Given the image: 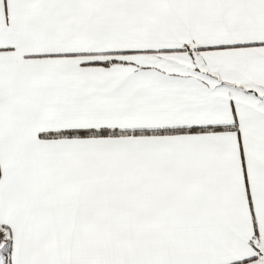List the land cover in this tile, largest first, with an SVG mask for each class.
Masks as SVG:
<instances>
[{
    "label": "snow or ice",
    "instance_id": "obj_1",
    "mask_svg": "<svg viewBox=\"0 0 264 264\" xmlns=\"http://www.w3.org/2000/svg\"><path fill=\"white\" fill-rule=\"evenodd\" d=\"M0 264H264V0H0Z\"/></svg>",
    "mask_w": 264,
    "mask_h": 264
}]
</instances>
